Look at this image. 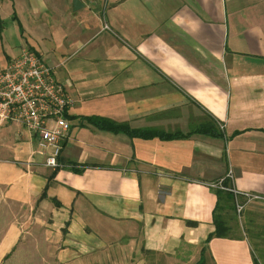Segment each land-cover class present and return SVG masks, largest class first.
Returning <instances> with one entry per match:
<instances>
[{"label":"crops","instance_id":"crops-1","mask_svg":"<svg viewBox=\"0 0 264 264\" xmlns=\"http://www.w3.org/2000/svg\"><path fill=\"white\" fill-rule=\"evenodd\" d=\"M78 1L0 0V71L27 47L73 102L56 172L22 125L0 128V197L43 216L42 264H144L201 247L209 183L231 172L235 190L264 198V0ZM92 117L181 135L211 117L221 138L131 139ZM27 226L7 227L1 258L29 245ZM207 248L213 264H253L245 239Z\"/></svg>","mask_w":264,"mask_h":264},{"label":"built area","instance_id":"built-area-1","mask_svg":"<svg viewBox=\"0 0 264 264\" xmlns=\"http://www.w3.org/2000/svg\"><path fill=\"white\" fill-rule=\"evenodd\" d=\"M72 103L63 84L55 80L52 68L27 47L0 71V128L13 123L22 125L34 138L36 153L43 158L46 168L60 167L58 158L70 133L66 115ZM224 181L232 184L231 172L207 186L211 190L230 192L237 213L252 201L264 200L239 192L233 185L224 187Z\"/></svg>","mask_w":264,"mask_h":264},{"label":"trees","instance_id":"trees-1","mask_svg":"<svg viewBox=\"0 0 264 264\" xmlns=\"http://www.w3.org/2000/svg\"><path fill=\"white\" fill-rule=\"evenodd\" d=\"M209 122L204 123L198 126L196 129L191 130L186 135H181L180 133H164L159 130L150 129V130H131L127 124H117L108 119L92 117L87 118L86 122L95 128L109 132L112 134H124L129 138H139L142 140L150 139H160L162 141H170L183 139L192 136L193 134H201L209 136L212 138H221V133L219 131V124L209 117ZM69 169V171L75 174H81L86 166H79L69 163L67 166L63 167ZM56 169L54 172H56ZM52 177V176H51ZM224 187H230L231 183L229 181L223 182ZM216 197V203L212 211V224L214 230L208 234L203 245L200 249V259L197 264H207L205 253H207L209 260L212 263V258L208 253V244L212 239H229V240H246L249 248L251 250V258L253 264H264V219L262 224H254L252 220L245 222L244 233L245 236L241 237L235 235L234 229L236 226H231L229 221L231 217H228L227 214L231 211H235L234 197L230 192H224L221 190H212ZM45 192V191H44ZM44 192L41 194L40 200L45 198ZM242 201V200H240ZM6 258V257H4Z\"/></svg>","mask_w":264,"mask_h":264},{"label":"rangeland","instance_id":"rangeland-1","mask_svg":"<svg viewBox=\"0 0 264 264\" xmlns=\"http://www.w3.org/2000/svg\"><path fill=\"white\" fill-rule=\"evenodd\" d=\"M6 26V36L7 39L11 40L12 44L18 43L19 33L17 31V26L15 23H10L7 20L4 24ZM22 49V48H21ZM1 191V190H0ZM19 206L15 204H9L4 202L0 197V239L5 233V230L11 223L18 222L26 223L27 230L26 237L31 238L29 245L21 244L17 245L13 254L4 255L0 259V264H42L40 262L43 256L44 248L39 245V241L43 238V216L38 214V209L32 212L31 215L25 214V210L19 209ZM15 212L19 215L15 216ZM37 212V213H36ZM231 217L229 221L231 226H236L234 229V234L244 237L245 222L252 220L254 224H262L264 219V200H255L246 205L243 211L237 213L236 211H231L227 214ZM25 228V227H24ZM38 240V241H37ZM202 247V246H201ZM201 247H182L177 250L172 255H152L144 257V264H197L200 259V249ZM6 257V258H4ZM206 263L211 264L207 253H205Z\"/></svg>","mask_w":264,"mask_h":264},{"label":"water","instance_id":"water-1","mask_svg":"<svg viewBox=\"0 0 264 264\" xmlns=\"http://www.w3.org/2000/svg\"><path fill=\"white\" fill-rule=\"evenodd\" d=\"M72 8H73V11H77L79 8H81V4L79 3L78 0H73Z\"/></svg>","mask_w":264,"mask_h":264}]
</instances>
